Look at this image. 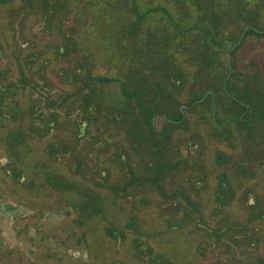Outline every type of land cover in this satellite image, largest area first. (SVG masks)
I'll use <instances>...</instances> for the list:
<instances>
[{
    "label": "rangeland",
    "instance_id": "rangeland-1",
    "mask_svg": "<svg viewBox=\"0 0 264 264\" xmlns=\"http://www.w3.org/2000/svg\"><path fill=\"white\" fill-rule=\"evenodd\" d=\"M1 1L0 87L9 88L1 95V102L8 106L12 103L26 106L24 110H18V117L27 120L28 106L35 104L43 106L44 102V96L33 91L31 83H34L46 93L55 91L50 106H57L53 107L56 114H59L58 111L71 114V118H76L79 129L80 114L77 109L84 106L83 98L81 104L77 101L81 96L79 79L84 78L80 75L94 72L106 78L121 75L125 79L129 75V68L122 65L120 71H106L104 67L91 71L93 66L87 64L85 71L75 62L74 52L87 48V42L91 39L95 44L92 50L96 51V55H91L98 64H102L103 59L112 55L114 39L112 35H107L112 24H103L104 18L114 17L116 22L128 12L120 6L121 4L106 9L104 0H31L30 2L3 0L4 3ZM164 1L166 0H137L140 9L143 10L160 3L164 4ZM92 19H96V22ZM90 28L101 31L100 36L95 39L96 42L93 39L95 36L88 32ZM69 34L80 39L78 50L65 42ZM251 39H248L249 44L253 43ZM234 46L231 44L226 56H229V51ZM244 51L245 48L240 54ZM82 54L86 53L82 52ZM248 59L264 66V42L247 48V53L239 56L242 70L245 69L243 64ZM117 85L118 82L104 81L98 88V93L88 90L82 94L85 96V102L88 95H94L89 97L91 103L89 106H97L96 109L88 112L82 109L83 118L90 115L91 118L96 119L100 131L104 134H113L115 138L109 136V140L99 144L95 158L96 164L100 163L97 167H92L90 173L82 175V183L77 182L78 188L71 194L79 195L83 190L92 189L98 185L97 183L102 182L101 172L106 170V167H108L107 172L105 171L106 176L112 174L110 183L115 181V174L118 178L112 185L111 191L105 188L98 190L109 206L105 203L106 206L98 216L91 218V222L88 219L82 222L81 228L85 234L82 242L80 235L73 233V227L66 230L67 233L71 231L65 242L66 248L80 244L75 250L83 247L88 258H75L69 253L31 256L19 249L18 257L10 261L11 249L7 251L6 246L0 245V249L4 248L3 253L0 250V264H264V219L260 222L262 229L254 224L255 221L239 223L245 219L248 210L255 211L260 205H257L256 209L249 208L247 202L241 200L243 196L237 192L233 206L224 208L217 202L216 184L211 178L212 175H209L213 169L216 171L213 172L214 174L220 173L219 166L235 165L232 161L237 154L239 141L229 144L206 140L207 147L198 151L191 146L186 149V136H179V139L177 136L169 138L163 137L161 132L162 139L159 143H162L163 138L166 141L163 142L160 156L162 154L168 164L174 165L173 169H165L161 176L164 194H160L153 184L148 183L144 189L133 191L132 196L129 197L123 185L126 178L123 174L125 160L122 157V155L127 156L128 149L123 147L126 143L120 131L125 130L127 125V128L133 127L130 128L131 133L133 130H141L143 125L139 120L124 123L122 120H129L126 114L125 117H122L121 113L114 115L112 107L119 106L121 101L120 92L116 91ZM59 106L71 107L64 110ZM191 114L187 109L186 115ZM249 119L253 120L254 115ZM163 123V119L156 121V125L161 130ZM20 126L25 127V124H17V128H22ZM263 126L264 123L257 124V128L262 129L257 131L256 135L264 136ZM10 127L12 128V125L7 129ZM142 131L145 133V129ZM49 142L52 144L51 140ZM135 142L139 144V141ZM22 145L28 150V143ZM139 151L136 152L138 157L140 153L150 154L147 158L144 156L141 158L140 162L144 161V165L151 163L150 160L156 161L157 158L152 155L153 148L150 150L149 147L139 148ZM129 153L131 154V151ZM220 153H229L228 161L224 164L216 158ZM58 159L57 155L54 163L56 168L60 167ZM258 164L255 166L264 170V164ZM139 168L142 171V168ZM227 173L234 175L232 170ZM260 173L259 169L253 179L248 181V185L255 187L258 201L264 199V177L259 175ZM44 175L45 173L41 172L36 179L41 180ZM204 175L210 177L208 182L206 181L207 184L198 181L202 177L201 181L204 182L206 180ZM87 176L94 177L87 181ZM151 176V173H147L148 178ZM71 177L74 178L75 175L72 174ZM177 192L190 196L197 202H195L196 205L198 204L197 208L202 211L190 206L182 196L177 197V201H171L174 198L172 194ZM52 195L51 190L39 188L37 192V196L41 199L51 197L52 201L45 205L47 208H55L62 205L61 202H66L62 200L60 193L57 192V196ZM58 199L61 202L53 201ZM218 210L219 213L216 214ZM200 211L204 213L205 219L199 214ZM131 219H135L136 222L134 221L133 227L129 228ZM26 224L31 226L30 221H26ZM172 225L177 226V229ZM24 237L25 240H32L27 238L26 234ZM64 237V234L58 232L54 235L57 241ZM154 256L155 260H153Z\"/></svg>",
    "mask_w": 264,
    "mask_h": 264
},
{
    "label": "trees",
    "instance_id": "trees-1",
    "mask_svg": "<svg viewBox=\"0 0 264 264\" xmlns=\"http://www.w3.org/2000/svg\"><path fill=\"white\" fill-rule=\"evenodd\" d=\"M104 2L106 9L121 4L128 12L116 22L114 17L104 18L103 24H112L107 32L114 38L110 58L98 64L91 55H96L91 39L84 50H78L80 39L72 34L66 36L65 42L77 48L75 62L85 71L87 64L93 66L91 71L98 67L120 71L122 65L129 68L125 79L121 75H97L90 76L88 84L89 91L98 93L102 82H118L116 91L121 101L112 110L114 115L126 114L129 120L142 122L141 130L131 131L137 135L136 140L146 134L150 138L145 140L152 143L153 137L159 135L152 125L154 117H163V137L179 139L184 135L186 149L191 146L198 151L207 147L206 140L231 144L239 141L242 131L252 135L255 129L251 115L255 114L258 124L264 123V106L255 105L259 98L264 99V76L253 74L264 71V66L250 59L243 64V70L239 64V56H244L247 48L264 42V0H166L144 10L137 0ZM245 29L229 60L225 55L228 48L239 41ZM88 32L95 36V42L101 33L96 28ZM93 79L96 83L91 82ZM182 107L192 114L187 116V109L182 112ZM164 140L156 144L159 155ZM159 160L160 171L174 167L162 154ZM152 181L163 194L157 179ZM180 196L198 209L187 196Z\"/></svg>",
    "mask_w": 264,
    "mask_h": 264
},
{
    "label": "flooded vegetation",
    "instance_id": "flooded-vegetation-1",
    "mask_svg": "<svg viewBox=\"0 0 264 264\" xmlns=\"http://www.w3.org/2000/svg\"><path fill=\"white\" fill-rule=\"evenodd\" d=\"M1 2L4 3V1ZM253 74L261 77L264 76V71H255ZM97 75L101 74L85 72V74L80 75V77L84 78L79 79L81 96H79L80 100L77 101L81 104L83 98L84 106H80L77 109L80 114L79 129L76 124V118H71V114H67L65 111H58L59 114H56L54 108L57 106H50L51 100L54 99L52 97L55 93L54 90L46 93L39 86L31 83L33 91H37L44 96V102L43 106L39 104L28 106L27 120L18 117V110L22 111L26 106H18L14 103L8 106L0 100V121H4L0 123V245L6 246L7 251L11 249L9 251L12 255L10 261H14L18 257L19 249L26 251L31 256L46 253H69L75 258H88L86 257L88 254L84 252L83 247L75 250V247H79L80 244H74V246L66 248L65 242L67 236H69L68 233H71L70 230L68 233L66 230L73 227V233L80 235V242H82L85 235L81 228L82 222L87 219L91 222V218L98 216L106 206L105 203L109 206L101 195V191L98 190L105 188L111 191L112 185L118 179L115 174V181L110 183L112 174L110 173L108 177L106 176L108 170V167H106V170L101 172L102 182L97 183L98 185L92 189L83 190L79 195L71 194L78 188L76 186L79 185L77 182L82 183V175L90 173L92 167H97L100 163L96 164L95 158L98 154L99 144L104 140H109V136L115 138L113 134H104L103 131H100L96 119L91 118L90 115L85 118L82 116V109L88 112V110L97 108V106H89L91 105L89 97H86L85 102V96L82 95L84 91L89 90V77L91 76L92 78ZM91 82L93 83L95 80L93 79ZM4 90H9V88L0 87V97ZM90 97L93 96L90 95ZM87 100L89 101L87 102ZM259 100L260 102L255 105L264 106V99L259 98ZM223 106L228 105L224 103ZM59 107L67 110L71 106ZM184 109H187V107H182L181 111L183 112ZM162 119L163 117H154L152 120L153 128L156 133L159 132L160 134V136L156 135L153 137L154 141L152 143L145 140L150 138L146 134H142L143 136L136 140L137 135L130 133V128H127V125L125 130L122 129L120 131L123 133L122 137L126 143L123 147L128 149L127 156L122 155V157L125 160L123 161V166L125 167L123 174L126 178V182L123 185L129 197L132 196L133 191L144 189L148 183L153 184L157 188L152 181L153 179H157L164 192L161 176L165 170L160 171V155L155 150L157 142L162 139V131L156 125V121ZM256 120L254 114V119L251 121L255 132L252 135H248L247 131H242L239 137L240 145H238L237 154L232 161L235 165L233 167L219 166L218 172L220 173L214 174L215 169H213L209 175H212L211 178L216 184L215 194L217 202L224 208L229 205L233 206L237 192L243 196L241 200L246 201L249 208L256 209V206L260 205L255 211L248 210L245 219L239 221V223L255 221L254 224L256 226L259 225L261 228L260 222H262L261 219H264V199L258 201L255 187L248 185V181L253 179L259 169L261 170L259 175L264 177V170L255 166L258 163L264 164V136L256 135V132L262 129L257 128L258 122ZM122 121L124 123L138 122L137 120ZM20 123L25 124V127L20 126L23 129L17 128V124ZM9 125H12V128L7 129ZM50 140L52 144H50ZM135 141H139V144ZM24 143L29 144L28 150L23 147L24 145L22 144ZM145 147H149V150L153 148L152 155L157 158L156 161L150 160L151 163L148 165H144V161L140 162V160L143 156L144 158L149 157V153L144 155L140 153L139 157L136 154L139 148ZM129 151H131V154ZM38 155L41 158L37 157ZM57 155L59 156V168L54 167ZM228 155L229 153H220L216 158L221 164H224L228 161ZM113 165L115 166L114 160ZM139 167L142 168V171ZM225 170H232L234 175L227 173ZM41 172H44L45 175L41 177V180L39 178L36 179ZM146 172L151 173L152 176L148 178ZM72 174L75 175L74 178L71 177ZM93 174L97 175L96 173ZM209 175H204L206 178L204 182L201 181L202 177L198 181L202 184H207L210 178ZM93 177L87 176V181L92 180ZM39 188L47 191L51 190L54 196H57V192L60 193L62 200L66 202L63 203L59 199L53 200L61 202L62 205L55 208H47L45 205L52 199L51 197L47 199L38 197ZM160 194L162 193L160 192ZM172 195L176 199L173 198L171 201H177L179 193H173ZM187 197L191 203L196 205L197 202L195 200L190 196ZM186 201L189 204V200ZM139 202L141 201L139 200ZM134 206L136 207V204ZM139 206L142 207L140 204ZM201 213L200 215L205 219L204 213ZM217 213H219V210L216 211ZM131 214L133 213L131 212ZM26 221H30L31 226L27 225ZM134 221L136 222L135 219H131L130 223ZM172 226L177 229V226ZM57 232L64 234V239L55 240L54 235ZM25 234L27 238L32 240H25ZM3 249L1 247V253H3Z\"/></svg>",
    "mask_w": 264,
    "mask_h": 264
},
{
    "label": "water",
    "instance_id": "water-1",
    "mask_svg": "<svg viewBox=\"0 0 264 264\" xmlns=\"http://www.w3.org/2000/svg\"><path fill=\"white\" fill-rule=\"evenodd\" d=\"M246 31H247V29L244 30V32L242 33V35H241L239 41L236 43V45H235L234 47H236V46H238V45L240 44V42H241L242 38L244 37ZM234 47H233V48H234ZM233 48L229 51V60H231V56H230V54H231V51L233 50Z\"/></svg>",
    "mask_w": 264,
    "mask_h": 264
}]
</instances>
